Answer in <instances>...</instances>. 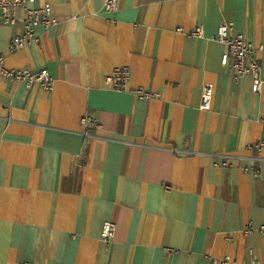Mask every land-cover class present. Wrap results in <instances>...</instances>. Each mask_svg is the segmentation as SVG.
Listing matches in <instances>:
<instances>
[{"label": "crops", "instance_id": "1", "mask_svg": "<svg viewBox=\"0 0 264 264\" xmlns=\"http://www.w3.org/2000/svg\"><path fill=\"white\" fill-rule=\"evenodd\" d=\"M44 3L59 25L37 29L36 45L7 51L23 10L16 25L0 23L4 67L46 69L53 81L28 88L0 69V264H211L249 251L264 264V153L246 149L264 140V86L253 94L250 78H231L226 47L210 39L232 25L264 77V0L32 7ZM199 26L203 37H189ZM123 67L127 88L159 98L109 89L105 77ZM87 115L98 127L85 135Z\"/></svg>", "mask_w": 264, "mask_h": 264}, {"label": "built area", "instance_id": "2", "mask_svg": "<svg viewBox=\"0 0 264 264\" xmlns=\"http://www.w3.org/2000/svg\"><path fill=\"white\" fill-rule=\"evenodd\" d=\"M36 0H0V23L4 26H14L20 21L17 17V10L24 12L22 22V31L19 35H15L9 41L7 51L14 54L25 47L36 45L39 39L36 30L39 28L45 31L57 28L59 20L53 16L52 7L49 3L41 4L33 8L32 5ZM103 10L106 13H114L117 10V0H103ZM189 37L202 38L203 29L197 27L188 33ZM223 44L226 49L227 58V74L234 80L248 77L252 81L251 91L253 94H259L264 86V77L261 75V66L256 58V52L252 44L240 33H236L230 24L222 23L217 28L216 33L210 38ZM3 56L0 53V69L2 77L12 83L22 84L28 88L39 86L44 90H51L52 78L46 69L31 70H7L4 67ZM130 78L128 68H117L111 74L105 77L106 86L114 91L125 92L134 98L142 101H150L159 98V95L142 87L127 88ZM212 85L208 84L204 87L200 109L208 111L212 98ZM81 126L85 135L89 130L97 128L98 124L92 116H84L81 119ZM247 150H256L258 153H264V140L248 145ZM226 166V163L222 164ZM248 170V169H245ZM258 174V171H254ZM252 226H247L244 235L255 233ZM264 231V227L258 230ZM115 235V225L112 222H105L101 231V239L109 244ZM211 264H261L254 256L252 251L248 252V259L237 262L229 256L220 259H212Z\"/></svg>", "mask_w": 264, "mask_h": 264}]
</instances>
